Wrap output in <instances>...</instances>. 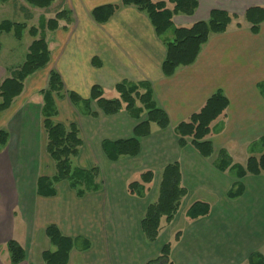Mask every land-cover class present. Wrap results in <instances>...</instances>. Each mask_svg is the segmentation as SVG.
Here are the masks:
<instances>
[{"label": "crops", "instance_id": "1", "mask_svg": "<svg viewBox=\"0 0 264 264\" xmlns=\"http://www.w3.org/2000/svg\"><path fill=\"white\" fill-rule=\"evenodd\" d=\"M119 1L55 0L48 8L37 9L23 0H10L0 6L13 3L18 22L7 21L26 25L18 42L27 36L31 43L28 31L33 27L50 50L48 65L24 81L20 96L0 115V130L9 136L0 152V264H10L9 241L24 250L21 264H41L42 253L56 249L44 234L50 225L73 242L68 264L75 254L78 264H144L173 240L169 230L173 223L175 228L181 227L178 240L172 241L173 264H264V176L238 178L232 166H245L250 156L264 152V23L253 33L243 19L248 9L264 7V0H197L192 16H173V28L206 22L212 11L236 19L225 32L210 35L193 64L177 68L170 77L162 74L161 64L172 29L157 37L147 16L134 7L121 8L104 24L92 18L95 8ZM62 10L70 12V25L63 29L64 23L59 21L58 29L47 31L45 23ZM3 35L12 36L2 33L0 37ZM12 69L0 64V83L10 77ZM50 71L60 76L65 92L53 98L57 114L52 120L76 125L82 145L74 165L96 170V189L81 197L63 182L58 183L62 193L56 184L53 197L36 192L37 179L54 173V166L51 174L44 171L50 158L45 151L39 95L47 87ZM124 81L145 84L169 125L164 129L151 125L150 134L137 139L136 156H120L114 161L105 155L103 143L133 139L134 129L145 115L136 119L122 110L105 116L95 102L73 106L66 92L87 101L97 86L103 97L114 99L118 97L115 85ZM217 91L228 106L211 124L206 140L211 142L213 154L204 158L189 140L179 147L174 128ZM220 150L231 160L225 171L217 167ZM237 155L245 156L243 165L236 162ZM173 163L178 164L181 185L187 191L180 205L181 209L185 204L184 216L163 224L157 240L148 243L141 220L157 193L144 190L141 196L131 195L127 184L151 171L156 189L162 170ZM238 188L239 195L231 197ZM197 201L207 203L210 213L190 221L186 210ZM78 240L82 241L79 250L74 247Z\"/></svg>", "mask_w": 264, "mask_h": 264}, {"label": "trees", "instance_id": "2", "mask_svg": "<svg viewBox=\"0 0 264 264\" xmlns=\"http://www.w3.org/2000/svg\"><path fill=\"white\" fill-rule=\"evenodd\" d=\"M10 0H0V6ZM26 4L37 9H46L55 0H23ZM198 6L197 0H120L118 4L105 5L92 11V18L100 24L108 22L121 8L134 7L144 13L150 21L157 37H162L170 29L173 31L172 39L165 43L166 55L161 64V71L165 77L173 75L179 67H186L194 63L202 46L212 34L223 33L236 18L228 13L212 11L209 20L198 22L190 27L173 28L172 19L175 15L192 16ZM250 25L253 33H257L260 24L264 23V7L248 9L243 17ZM59 21H63V29L71 23V15L68 10L58 12L49 19L44 28L47 31H55L59 27ZM26 25L4 21L0 24V34L11 33L20 41ZM33 41L30 43L23 63L10 70V77L0 83V115L6 112L15 98L19 97L24 88V81L39 70L44 69L50 61V50L43 36H38V30L31 27L28 31ZM118 97L107 99L103 97L101 89L94 86L91 89L90 99L84 101L73 92L66 95L73 106L78 102H95L97 108L105 116H111L124 110L130 117L139 119L145 115V119L134 129V138L127 141L104 142L103 151L108 159L116 160L120 156L134 157L138 154L137 139L150 134L151 125L159 129L168 127L166 114L155 105L151 90L142 83L121 82L115 85ZM64 88L60 76L55 71H50L46 89L39 92L41 96L43 129L46 135L45 151L54 165V173L51 177L41 176L36 182L37 195L41 197H53L56 195L55 185L66 182L77 196L81 197L87 191L96 189V184L88 186L89 181L95 180L96 170H82L73 165L78 157L82 141L76 125L65 126L52 120L57 112L53 98L64 95ZM228 101L221 93L215 92L203 105V107L190 116L186 122L178 124L174 133L178 138L179 147H184L189 140L190 145L204 158L213 154L211 142L206 138L210 134L211 124L224 115ZM8 133L0 130V152L8 142ZM231 166V160L224 150L218 152L217 167L225 171ZM238 178L245 175L264 176V152L257 156H250L245 166H235ZM94 177V178H93ZM154 175L151 171H144L138 178L127 184V191L131 195L141 196L153 183ZM241 189L231 197L238 196ZM187 191L182 187L180 170L177 163L167 165L160 174L156 201L149 204L141 220V230L148 243L157 240L162 225L169 224L179 209L182 199ZM210 206L201 201L192 203L186 210V217L190 221L208 216ZM50 244L56 249L54 252L42 253L41 264H68L69 253L73 248V242L61 235L54 226H47L44 231ZM180 232H176L173 240L177 241ZM171 242L164 244L159 255L144 264H173L170 258ZM9 253L10 264H21L25 259V252L15 241L6 244Z\"/></svg>", "mask_w": 264, "mask_h": 264}, {"label": "rangeland", "instance_id": "3", "mask_svg": "<svg viewBox=\"0 0 264 264\" xmlns=\"http://www.w3.org/2000/svg\"><path fill=\"white\" fill-rule=\"evenodd\" d=\"M12 5H13V3L7 5L6 7H1L0 8V24L3 21H7V20L18 22V20H14V17L17 14V12L15 10H13ZM39 25H41V24H38V26ZM40 31H41V29H40ZM30 41H31V39L29 37H27V36H25V38L21 42L16 41L15 38L12 37V36H9V37L8 36H4V35L1 36L0 37V64L6 65V66H10V67H14V68L19 67L24 61V58H25V55H26V52H27V47H28V44L30 43ZM243 157H245V156L244 155L243 156L242 155H239V156L237 155L236 162L240 163V164L242 163V165H243L244 164V158ZM241 160L243 162H240ZM245 160H246V158H245ZM74 162H73V165H74ZM47 164H48L47 169H45L44 171L47 174H51V171L53 170V166L54 165H53L52 162H50V160L48 161ZM63 183H66V182H63ZM93 183H95L94 179H93V181H89L88 182V186L89 185H93ZM56 186L58 187L59 192L62 193V191H63L62 188L63 187H61V186L59 187V184L56 185ZM149 190H151L150 195L151 194L153 195L155 193V191L157 193L158 186L155 189V185H152V186L149 187ZM156 197H157V194H156ZM154 200H155V198H154ZM180 205H181V203H180ZM184 208H185V204L184 203H183L181 209H180V206H179L178 211L176 212V214L174 215V217L172 219V220L175 219L174 222H176V220L178 221V220H182L183 219V216H184L183 214L185 212V211L183 212ZM174 228L175 227H174V223H173L171 225V227L169 228V230L172 231V235H175L177 230H179V228H181V227L180 226H176L177 229L176 228L174 229ZM164 233H165V231L162 234H164ZM172 241L174 242V240H172ZM172 241H170L171 244H173ZM81 246H82V241L81 240L76 241L75 244H74V247L77 250H79ZM78 261H79V256H78V254H75V255L71 256L69 264H78Z\"/></svg>", "mask_w": 264, "mask_h": 264}]
</instances>
